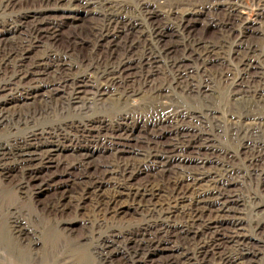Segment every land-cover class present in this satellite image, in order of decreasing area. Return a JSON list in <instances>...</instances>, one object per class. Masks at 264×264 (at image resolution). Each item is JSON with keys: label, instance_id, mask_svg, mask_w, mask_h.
<instances>
[{"label": "bare ground", "instance_id": "1", "mask_svg": "<svg viewBox=\"0 0 264 264\" xmlns=\"http://www.w3.org/2000/svg\"><path fill=\"white\" fill-rule=\"evenodd\" d=\"M23 1L0 0V251L27 264H58L64 255L73 258L72 264H264L256 240L246 234L241 213L231 205L242 196L228 189L235 181L232 170L175 166V158L186 157L178 152L196 148L195 138L183 145L173 140L156 146L136 134L146 133V128L140 131L142 121L159 132L155 136L166 131L178 138L176 130L190 129L198 111L179 103L176 95L207 87L205 70L194 73L181 60L167 56L171 46L162 43L163 29L154 25L141 33L148 46L131 53L135 43L122 35L132 29L123 31L116 20L125 0ZM239 1L212 0L226 4L231 11L238 8ZM132 3L136 9L138 2ZM166 3L169 12L179 14L172 31L184 35V22L198 12V3ZM257 6L254 20L264 17V0H258ZM148 8L140 18L128 19L139 25L138 20L152 14ZM162 8H155L154 13H161ZM78 13L99 18L83 33L73 29L63 35L65 21L77 26L82 20ZM104 43L122 50L117 61L92 55ZM242 44L240 39L227 46L184 39L180 42L184 48L181 59L196 57L194 64H205L212 56L227 61L232 52L237 55L236 48ZM89 46L84 55L78 51ZM34 50L38 53L32 56ZM259 54L258 58L244 55L242 64L251 68L260 64L251 62H264V50ZM158 73H164L165 78H154ZM246 79L244 71L234 74L237 88L245 86ZM141 92L145 93L140 99L143 106L122 109L121 104ZM260 92L257 86L255 93ZM84 94L88 95L85 99ZM53 95L60 99L29 104L19 111L5 107L13 100ZM107 95L115 101L95 103ZM109 105L116 109L112 118L93 110ZM205 130L196 128L203 139L200 144L211 147L214 137ZM67 147L78 148L76 155L55 159L57 151ZM101 150H112L117 157L96 162L91 156ZM135 151L137 161L118 157ZM257 153L261 157L264 150ZM169 174L173 176L166 191L156 182ZM261 180L264 183V173ZM31 186L36 193L29 202H15V188L25 194ZM105 186L110 187L109 192L104 191ZM219 188L225 191L220 201L204 202L206 189L219 192ZM48 190H56L58 195L39 207L34 198ZM212 205L216 209H211ZM136 211L144 218L133 220ZM39 212L42 218L37 217ZM59 214H73L82 220L83 234L73 237L71 226L56 221ZM227 222L233 225L232 234L227 233ZM262 230L264 238V223ZM179 232L191 235L183 246L172 240ZM157 250L168 253L154 258Z\"/></svg>", "mask_w": 264, "mask_h": 264}, {"label": "rangeland", "instance_id": "2", "mask_svg": "<svg viewBox=\"0 0 264 264\" xmlns=\"http://www.w3.org/2000/svg\"><path fill=\"white\" fill-rule=\"evenodd\" d=\"M23 1V0H21ZM133 1L138 2V7L135 9ZM156 1L160 3V6L156 4ZM163 0H151V3H144L139 0H125L126 5L121 8V17L116 19L119 23V27L122 30L132 29L123 33V37L128 40H133L135 43L131 47V53H136L137 50L142 49L144 45V38L141 36L142 31L148 29V26L154 25L155 27H161L163 29L162 43L171 46L170 53L173 58L181 60V64L184 67L190 68L194 73L197 71H203L208 74L206 81L207 87H200L190 93L179 92L176 95V99L179 103L185 107H189L198 111L197 118L193 119L192 127L186 130H176L179 137H173L174 133L162 132L161 136L159 132L154 128H149L142 121L140 123V131L146 128V133L137 135L143 136L145 140L151 141L154 145L162 146L170 141H177L181 145L187 143L188 139H196V148L186 149L185 151L178 152L179 155H185L186 157H177L174 159V165L177 167H184L185 169L197 170L201 167L212 171L232 170V178L235 180L232 183L233 189L242 193L241 201L233 202L231 205L234 210L240 212L242 220L246 225V234L256 240L257 248L259 249V259L264 258V238L261 237L263 232L262 225L264 223V189L261 177L264 173V154L259 157L257 150H264V62L260 59L255 62L260 64L253 65L249 68L242 64L243 56L250 55L258 58L261 54L259 52L264 50V17L259 20H254L255 13L257 11L258 0H240L238 8L231 11L228 10L226 4H214L212 0H190L196 1L199 5L198 12L193 13L192 16L186 18L184 22L185 34H176L172 31V27L179 21L178 13L169 12L168 4L162 3ZM34 0H24L23 3H33ZM204 3V4H203ZM203 4V7L200 5ZM152 8V14L146 20H138L136 25L132 23L128 17H141L143 11ZM163 7V8H162ZM155 8H162L161 13H154ZM62 13V12H61ZM81 13V12H80ZM148 14V13H147ZM82 20L77 23L64 22L63 35H68L73 29L79 32H85L89 24L98 18H92L90 14H79ZM97 16V15H95ZM63 23V22H61ZM143 23V24H142ZM146 26V27H145ZM68 33V34H67ZM15 35L13 37H16ZM121 36V37H122ZM140 36V38H139ZM12 38V37H11ZM123 38V39H124ZM18 39V38H16ZM15 39V40H16ZM184 39H198L202 41H211L218 46H227L231 41L241 40L242 45L237 47V55L233 52L231 57L227 61H222L213 56L207 60L205 64H194L198 62L196 57L190 59H181L184 53L183 46H180V42ZM62 40L64 37L62 36ZM17 41V40H16ZM7 42V41H5ZM4 42V43H5ZM10 42V41H9ZM10 43H13L12 41ZM61 46V40L59 41ZM110 43H104V45L94 52L92 55L96 58L100 55L101 58L111 59V61H117L121 55L122 50L118 47L109 46ZM109 46V48H108ZM147 47L148 45H144ZM78 49L81 54H85L88 49ZM228 49V48H227ZM235 50V51H236ZM34 56L38 53V50L32 51ZM256 60V59H255ZM250 64V63H248ZM237 70L244 71L247 74L246 84L242 87H236L234 83V74ZM230 74H227L228 72ZM164 79V73H158L154 78ZM167 85H164L166 87ZM261 89L260 93H255V88ZM248 91V92H246ZM88 96L84 94V99ZM115 97L107 95L104 99L95 101V103L104 104L114 102ZM145 98V93L141 92L138 95L131 96L128 103L121 104L124 110H133L136 107H141L145 103L140 99ZM60 96L53 95L51 97L39 96L35 99L25 100H13L8 102L5 107L7 111H19L26 107V105L45 104L50 101H57ZM106 100V101H105ZM122 101V100H121ZM142 104H141V103ZM140 103V104H139ZM138 104V105H136ZM95 112L101 111L102 114L113 117V112L116 110L113 105L97 106L94 107ZM204 127L205 132L210 133L214 137L211 142V147L202 146L203 139L199 136L196 128ZM103 132L106 130L101 129ZM186 136V137H184ZM150 137V138H148ZM244 142V147L242 142ZM173 141V142H174ZM204 144V143H203ZM201 145V146H200ZM77 149L72 147L63 148L57 151L55 159H69L76 155ZM83 152V151H82ZM96 162L101 160H113L117 156L112 150L96 151L92 154ZM121 156L131 161H137V152H123ZM200 158V159H199ZM204 159L201 162V159ZM173 174L163 176V180L156 182L157 185L163 187L166 191L171 187V179ZM112 184V183H111ZM8 185V184H6ZM10 187V185H8ZM74 189L76 186L73 187ZM219 192H212L209 189L205 191V200H213L210 203L215 204L216 201H220L221 194L225 193L223 188H219ZM56 190H48L40 193L33 202L39 201L37 204L39 207L43 204L49 203L58 195ZM104 191L109 192L110 187L105 186ZM16 198L15 202H29V199L35 195L36 190L34 186L28 188L26 193H22L15 188ZM166 197V195L164 196ZM168 197V196H167ZM167 197L164 201L167 200ZM216 205L210 206L211 209H216ZM208 207V205H207ZM56 221L61 226H71V233L73 237H80L84 232V224L82 220L75 218L73 214H59ZM143 213L136 211L133 214V220L143 217ZM38 218H42V213L37 214ZM144 218V217H143ZM26 221V218H23ZM112 221V220H110ZM118 223L119 221H112ZM225 225L229 227L228 234L233 233V225L227 222ZM191 235L185 232L174 233L172 240L175 244L183 246ZM201 235H197L196 238H200ZM259 240V241H257ZM168 243H170L168 241ZM167 250H157L154 252V258L165 257ZM73 258L64 255V258H60L58 264H72ZM0 264H27L25 262L18 261L9 255L0 251Z\"/></svg>", "mask_w": 264, "mask_h": 264}]
</instances>
